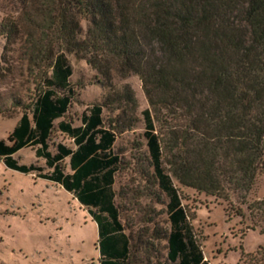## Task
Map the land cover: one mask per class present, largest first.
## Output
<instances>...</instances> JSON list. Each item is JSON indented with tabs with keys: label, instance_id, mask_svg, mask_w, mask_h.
Instances as JSON below:
<instances>
[{
	"label": "trees",
	"instance_id": "16d2710c",
	"mask_svg": "<svg viewBox=\"0 0 264 264\" xmlns=\"http://www.w3.org/2000/svg\"><path fill=\"white\" fill-rule=\"evenodd\" d=\"M8 1L14 9L0 20V82L10 52L19 46L34 93L28 103L13 100L23 115L9 137L0 139L5 166L74 195L97 224L100 264H133L114 190L121 167L114 144L125 128H118L119 120L105 125L108 98L90 106L80 126L59 121L58 131L75 148L59 144L52 153L49 142L77 95L69 55L85 60L109 88L113 75H137L149 102L142 113L144 136L169 197L165 264H211L173 178L228 200L232 190H251L264 169V0ZM113 97L132 111L137 107L129 86ZM27 148L50 171L20 164L15 155Z\"/></svg>",
	"mask_w": 264,
	"mask_h": 264
},
{
	"label": "rangeland",
	"instance_id": "374dc122",
	"mask_svg": "<svg viewBox=\"0 0 264 264\" xmlns=\"http://www.w3.org/2000/svg\"><path fill=\"white\" fill-rule=\"evenodd\" d=\"M13 9V3L0 0V20ZM4 46L5 39L0 37V65ZM18 47L10 52V63L4 66L0 82V139L9 137L23 115L13 100L28 103L34 93L27 61ZM68 57L77 95L66 117L55 123L50 151L56 153L59 144L75 148L73 140L58 131L59 121L80 126L82 114L108 98L105 125L119 120L118 128H125L114 144V152L121 158L114 190L121 222L131 237L132 262L168 263L169 197L159 185L144 136L142 113L149 102L142 81L137 75H113L109 88L85 60ZM125 86L132 89L137 100L133 111L113 97L116 92L122 94ZM129 125L133 127L128 129ZM15 158L20 164H36L50 171L33 148L20 151ZM64 165L70 172L69 159ZM163 167L170 174L167 162ZM173 184L189 213L205 260L211 264H264V169L251 190H232L228 200L185 187L175 178ZM98 239L96 222L72 193L36 174L11 170L0 159V264H100Z\"/></svg>",
	"mask_w": 264,
	"mask_h": 264
}]
</instances>
